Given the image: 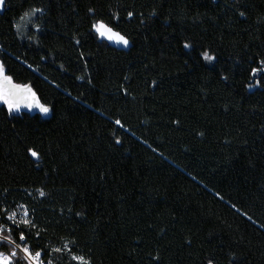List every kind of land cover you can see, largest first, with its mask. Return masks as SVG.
I'll list each match as a JSON object with an SVG mask.
<instances>
[{"label":"trees","instance_id":"1","mask_svg":"<svg viewBox=\"0 0 264 264\" xmlns=\"http://www.w3.org/2000/svg\"><path fill=\"white\" fill-rule=\"evenodd\" d=\"M261 59L264 0H5L0 62L50 111L0 101V223L95 220L99 264H264Z\"/></svg>","mask_w":264,"mask_h":264},{"label":"snow or ice","instance_id":"2","mask_svg":"<svg viewBox=\"0 0 264 264\" xmlns=\"http://www.w3.org/2000/svg\"><path fill=\"white\" fill-rule=\"evenodd\" d=\"M50 2V0H49ZM5 4V0H0V6H3ZM45 11V8L43 4L39 7L37 6H30L28 10H25L22 12V14L19 17L20 21H27L31 17H35L37 14H43ZM89 13H93L94 10L92 8L88 9ZM155 10L151 13V15H155ZM134 13L132 11H128L127 16L128 18L133 17ZM238 15L240 17L245 16V11H239ZM114 19H119L118 16L114 17ZM143 23V21H141ZM13 27L16 29L20 28L19 23H14ZM33 27H35L37 30H40L41 25L40 24H34ZM90 31L94 32L98 37L105 38L109 41H114L118 44L123 45L125 48H127L130 44V40L125 36L122 35L118 31H114L113 27L109 25L108 22H106L102 18L94 19L90 24ZM29 39H34V37H29ZM79 43V41H77ZM183 47L185 49L191 48L192 44L189 42H185L183 44ZM201 57L205 61H214L216 59V56L214 54H210L208 50H204L201 53ZM251 59V58H250ZM187 63V62H185ZM260 65H264V59L259 60L258 62ZM261 69L258 67H253L251 69L252 73H256L260 71ZM80 78V77H78ZM224 80H227L228 77L226 75H222L221 77ZM155 84V81H153ZM248 87H251V85H248ZM0 101H3L5 105H7L9 113L11 112H19L21 105L23 104L24 107H27L28 109H38L40 113L48 114L50 111V107L45 104L41 103L39 97L35 92L32 91V89L28 85H19V84H13L12 83V77L5 74V65L3 62H0ZM117 124H120V121H116ZM202 135V133H200ZM117 143H120L119 140L116 141ZM28 154L32 158H38L39 154L37 151H35L33 148L27 149ZM40 195L43 196L44 192L40 191ZM20 208H24L23 205L19 206ZM77 215H80V213H77ZM18 213L16 211H12L10 214L7 215L6 219L7 221H11L18 230V240L20 242H17V239L13 238V229L8 227L4 223H0V247L8 246L7 251H0V264H20L21 259L24 261V264H43L41 261L42 252L41 251H35L33 252L31 250V247L27 243H21L26 241L27 237L25 235V232L23 228L33 229L36 227L35 224H33L28 218V211L25 208L23 217H21L19 220H17ZM163 231V229H161ZM37 236H39V233H36ZM72 243H75L73 241ZM190 243V241H189ZM69 245L67 243L64 244V249H68ZM55 252L59 253L62 251L61 248L54 249ZM19 253H22L23 255H18ZM153 260H155L158 264L159 261V253L155 257H152ZM72 261H76L77 264H92L91 260L86 258L83 255H72L71 256ZM51 264V262H49ZM207 264H213L212 259L207 260Z\"/></svg>","mask_w":264,"mask_h":264},{"label":"rangeland","instance_id":"3","mask_svg":"<svg viewBox=\"0 0 264 264\" xmlns=\"http://www.w3.org/2000/svg\"><path fill=\"white\" fill-rule=\"evenodd\" d=\"M262 72L264 73V68ZM31 110L38 109L33 108ZM19 213L20 219L23 217L24 210H20ZM35 225L36 227L33 229L27 228L25 243L31 247L33 252H42L43 264H49V262L51 264H77L76 261L71 260L72 255H83L90 259L92 264H99L97 254L98 234L95 220H90L87 223L67 221ZM37 232L39 236L36 235ZM63 240L65 241L63 242ZM73 241L75 243H72ZM65 243L68 245L71 243L68 249H64ZM56 248H61L62 251L57 253L54 251ZM22 262L24 264V261Z\"/></svg>","mask_w":264,"mask_h":264},{"label":"water","instance_id":"4","mask_svg":"<svg viewBox=\"0 0 264 264\" xmlns=\"http://www.w3.org/2000/svg\"><path fill=\"white\" fill-rule=\"evenodd\" d=\"M114 31H115V30H114ZM99 38H100V37H99ZM100 40H104L108 45H110V46H112V47H114V48H117V49H124V50H126V49H128L129 46H130V44H129V46H128L127 48H125L123 45L118 44V43H116V42H114V41H109V40H107V39H105V38H100ZM12 83H13V82H12ZM13 84H15V83H13ZM20 109H27V107H24L23 104H22Z\"/></svg>","mask_w":264,"mask_h":264},{"label":"built area","instance_id":"5","mask_svg":"<svg viewBox=\"0 0 264 264\" xmlns=\"http://www.w3.org/2000/svg\"><path fill=\"white\" fill-rule=\"evenodd\" d=\"M21 243H25V241H24V242H21ZM0 251H6V250H2V249L0 248ZM41 261L43 262L42 258H41Z\"/></svg>","mask_w":264,"mask_h":264},{"label":"bare ground","instance_id":"6","mask_svg":"<svg viewBox=\"0 0 264 264\" xmlns=\"http://www.w3.org/2000/svg\"><path fill=\"white\" fill-rule=\"evenodd\" d=\"M19 241V240H18ZM1 248V247H0ZM6 250V249H5Z\"/></svg>","mask_w":264,"mask_h":264}]
</instances>
